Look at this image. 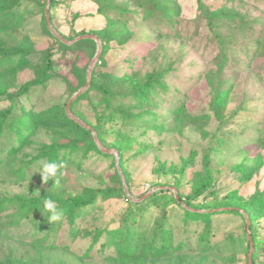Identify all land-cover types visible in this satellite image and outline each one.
Returning a JSON list of instances; mask_svg holds the SVG:
<instances>
[{"label":"rangeland","instance_id":"1","mask_svg":"<svg viewBox=\"0 0 264 264\" xmlns=\"http://www.w3.org/2000/svg\"><path fill=\"white\" fill-rule=\"evenodd\" d=\"M46 1L43 12L39 9L40 7L29 6L30 8L26 9V19L17 28L11 25L17 22L16 17L10 20L12 27L9 26L8 20L0 23V47L7 46L15 50L33 51L32 54L22 58V61L20 60L21 56H14L12 58L13 65L17 64V61L19 64L9 67L7 70L5 68L8 66V62L2 60L0 56V88L5 86L10 90L17 89L20 84L33 78L35 68L39 65L41 51L49 48V52L53 54L54 58L51 75L42 85L32 87L27 95H22L17 100L1 99L0 109L11 106L13 111L17 110L18 112L22 108L31 113H38L50 106H61L62 104L66 106L75 92L72 95L69 94V88L65 81L69 80L73 87L77 84L74 74L70 71L73 62L77 64V67H82L87 62V81L88 66L97 51L96 41L93 39L96 49L89 59L81 50L61 54L55 38L67 45L78 40L70 43L62 41L49 29L47 23L46 27L49 33L46 31L42 23V15L45 17ZM173 1L178 5L173 7V10L176 12V19L179 22L172 28L167 25L160 26V31L165 34V38L160 39V48L170 55L166 62H173V67L179 68L181 72L168 81L169 92L160 94L161 109L159 107L157 110H160L163 115L165 124L158 123L156 127H149L146 132L141 127L133 129V127L125 126L120 128L124 137L132 136L136 140L124 153V167L129 174L130 193L133 197L139 198L141 193L148 192L144 190L146 185L151 188L152 192L163 189L174 193L172 188L176 189L174 183L178 181L181 185L182 195L186 196L200 181L199 178L202 175L198 173L203 169L204 157L213 144L217 145L214 139L220 133L221 135L228 134V139H233L232 135L236 132L240 133L241 141L238 145L231 146L228 140H225L221 148L210 152L208 167H210L212 177L211 191H206L195 199H190L194 206L204 208L193 209L186 204L182 205L192 211L215 213L211 216L214 232L206 243L204 244L203 240L200 242L198 238L204 226V223L200 221L197 224L198 231H193L194 226L189 227L190 248L185 247L167 256H153L144 264H247L250 248L247 252V238L244 233V228L247 231L246 221L235 212H225L232 209L230 206L205 207L217 203L236 205V202L240 200H251L256 193H264V0H201L209 6L227 2L228 6L232 5V8H238L239 14H247L249 18L246 25L251 24L252 26V31L241 32L237 40L239 44L232 46L233 51H236L240 46L246 47L247 50L239 55L236 65L230 64V68L226 66L221 72L217 71L215 65L209 64L215 55L213 44H209L203 51L202 45L204 46L206 43L204 41L205 28L203 27L197 34L193 31V25H195L193 19L198 12V0ZM117 2H125L129 12L136 8L132 0H117ZM23 5L24 3L20 5V10L24 9ZM96 11L97 5L92 0H54L52 12H49L50 23L63 38L71 41L74 38L68 37L93 34L94 31L103 27L106 20L97 15ZM145 23L132 19L129 23L133 30L131 35H127V32H124L126 30H120V26L118 29L117 26H112L113 33L115 29L118 34L124 32L121 36L123 44H119L117 37L108 42L109 49L102 58L105 61L107 58L109 60L106 64L104 63L103 71L118 65L127 53L129 57L133 55L138 57L142 54L147 45L145 40H150L153 37L151 27ZM108 27L111 26L108 25ZM256 46L258 49L254 50ZM101 50L97 61L100 58ZM183 53L185 59L181 64H178V57ZM154 57H159L160 60L162 57L160 51H155ZM25 59L27 60L25 61ZM152 59V57H148L147 62L139 61L137 67L140 68L142 74L152 65L150 64ZM97 61L95 65L98 64ZM102 65L103 62L99 64V66ZM206 65L207 69L210 68V72L202 74L200 70L204 69ZM177 80L182 82L179 84ZM171 98L175 101H183L192 115L199 117L204 113L208 114L207 117H202L204 124L197 127L192 124L182 126L177 123L172 124L173 119L166 112ZM75 108H83L84 113L92 121L93 116L91 112H88L89 106L86 100ZM213 109L218 110V113H215ZM15 111L8 116L5 123L6 131L0 138V197L6 198L14 197L17 194L26 196L35 194L40 185H45L43 180H39L41 165L36 164L27 170L34 181H16L11 171L18 166V161L31 159L41 145L49 144L54 139L51 130L39 126L23 149L18 150L14 156L7 155V149L16 143L14 134L10 135L7 132L11 129V124L13 125L18 118ZM199 118H196L195 122ZM117 137H119L118 133ZM115 138L112 134H104V140L108 144ZM65 141H67L66 138L59 139L61 143H65ZM124 142L128 143L129 139ZM95 144L97 145L96 141ZM97 147L99 148L98 145ZM101 151L113 155V158L94 152L88 153L85 157L79 153L73 160L69 156L65 157L62 176L59 178L60 190L74 192L84 186L105 185L113 174L112 162H115V156L112 152ZM162 171L163 173H161ZM242 178L243 182H241ZM176 192L178 193L177 189ZM126 206V202L121 199L99 202L86 217L77 220L79 225L77 229L81 230V234H77L76 238L70 236L69 226L65 222H62L61 226L56 229L53 227L52 230L44 227L51 224L55 226V222H57L49 223L47 220L43 223L44 212L36 217H29V220L24 219L21 223L23 227L16 226L15 228L13 225L15 207L10 206L0 214V225L5 224V226L3 225L5 227H3L4 237L0 239V246L4 251L8 245H11L14 253L22 255L27 264H113L109 261L111 259L109 257L114 255L112 251H109L111 248L100 253L99 244L93 249L92 257H81L82 248H84L83 233L87 228L93 229V227H101L108 223L110 227L117 226L119 216ZM171 206L173 209L169 211L170 218L164 220L165 227L172 226L177 235L184 237L186 235L183 233L185 224L180 219L179 208L177 205L171 204ZM236 210L242 213L245 218L243 209L236 208ZM134 214L140 221L148 224L150 230L159 223L161 210L155 205L146 203L142 210L134 211ZM255 231L258 244L255 263L264 264V217L256 222ZM47 232L50 235H55V247L50 250H34L30 243L32 239L44 237ZM64 247L67 249H63ZM127 264H135V262L131 261Z\"/></svg>","mask_w":264,"mask_h":264},{"label":"trees","instance_id":"2","mask_svg":"<svg viewBox=\"0 0 264 264\" xmlns=\"http://www.w3.org/2000/svg\"><path fill=\"white\" fill-rule=\"evenodd\" d=\"M45 1L46 0H0V23L4 21L7 22L8 20L9 26L12 25L17 28V26L26 19V9H28L29 6L35 5L40 7L39 9L43 12ZM92 1L97 5L96 14L104 17L106 20L103 27L93 32V34H96L100 38L102 50L100 58L97 61L98 64L94 66L91 73L89 87L86 91L81 92L75 98L70 105V110L74 115L83 119L91 126L105 147H113L117 149L119 164L130 191L129 174L124 167V153L125 150L131 147L133 142H136V140L132 136L124 137V133L120 128L125 126L133 127V129L141 127L144 128V132H146L149 127H156L158 123L165 122L160 110H157V108L160 107V94L161 92H169L168 81H170L171 77L181 71L179 68L173 67V62H166V60L170 58V55L160 48V39L165 38V34H163L159 28L161 25H167L172 28L178 24L179 21L176 19V12L173 10V7H177L178 5L173 0H132L136 8H134L132 12H129L125 2L118 3L117 0ZM22 3H24V9L21 8L20 10L19 7ZM53 3L54 0H51L49 5L50 13L52 12ZM197 9V15L193 19L195 24L193 25V31L197 34L203 27L205 28L206 35L204 41H206V43H204V46L202 45L203 51L209 44H213V52L215 55L209 64L215 65L218 72H221L226 66L230 68V64L236 65L238 63L239 55L245 52L247 48L240 46L236 51H233L232 46L239 44L237 40L241 32L244 30L248 32L252 31L251 24L248 26L246 25L249 18L248 15L243 13L239 14V9L232 8V5L228 6L227 2L209 6L204 4L201 0H198ZM13 17L17 18V22L11 24L10 20H12ZM132 19H136L143 23L146 22L145 24L151 27L150 30L152 31L153 37L150 38V40H145L147 45L141 55L138 57L135 55L129 57V54L127 53L120 61L118 60V65L106 68V70L103 71L104 69L102 68L104 63L106 64L109 60V58H107L105 61L102 58L109 49L108 42L117 37L119 44L122 45L123 42L121 36L123 33L127 32V35L132 34L133 30H131V24H129ZM42 23L46 31L49 33L43 15ZM108 25L111 27H108ZM113 25L117 26V29L120 26V30L126 31L118 34L117 29H115L113 33L111 30L113 29ZM136 25L139 26L138 24ZM239 29H241V31H239ZM75 36L76 35H73L68 38L73 39ZM55 40L57 42V48L60 49L61 54L64 52L74 53L77 50H81L84 52L85 57L89 59L96 49L95 41L90 38L80 39L71 45L64 44L56 38ZM257 49L258 46H256L254 50ZM155 51H160L162 56L160 60L159 57H154ZM31 52L33 51H25L21 49L15 50L14 48L7 46L0 47L1 59L8 62V66L5 68L6 70L9 69V67L19 64V61H17L18 63L13 65L12 58L14 56H21L20 60L22 61V58L32 54ZM40 53L39 65L35 68L36 70L33 78L20 84L17 89L10 90L5 86L1 87L0 100H17L20 96L27 95L32 87L42 85L45 80L50 77L54 66L53 54L49 52V48ZM148 57L153 58L150 63L152 65L142 74L137 65L140 60L145 62ZM184 59L185 54H180L177 63L181 64ZM26 60L27 59H25V61ZM102 62L103 65L99 66ZM86 67L87 62L82 67H77V64L73 62L70 71L74 74L77 84L73 87L69 80L65 81L68 85L70 95L87 82ZM200 72L202 74H205L206 72L208 73L210 72V68L207 69L206 65V67L200 70ZM178 82L180 84L182 81ZM84 100L88 102V112L92 113V121H90L84 113L85 111L83 108H75ZM221 102L225 104L223 101ZM12 109L11 106L0 109V138L6 131L5 123L9 118L8 116L15 111ZM166 112L172 117V124L177 123L181 126L192 124L197 127L204 124L202 117L208 116L206 113L200 115V118L197 117L198 115H192L185 107L183 101H175L173 98L170 99ZM214 112L218 113V110H214ZM16 113L18 118L13 125L11 124L12 130L9 129L7 131L10 135L14 134V140H16V143L7 149V155L14 156L18 150L23 149L39 126L51 130V135L54 138L49 144L41 145L38 152L35 153L31 159L18 161V166L11 171L13 172L16 181H34L27 170L31 169L36 164L42 166L43 163H56L59 165L63 163L65 157L69 156L72 158L71 160H73L79 153L82 154L83 157L90 152H94L113 158V155L104 153L97 147L90 129L81 126L77 121L68 116L65 111V104H62L61 106H50L38 113H31L30 111L21 108L18 112L16 110L15 114ZM196 118L199 119L195 122ZM11 131L12 133H10ZM117 133L120 138L117 137ZM104 134H112L116 138L108 144L104 140ZM228 136V134L221 135L220 133L214 139V142L216 141L217 145L212 143L213 145L210 147L211 149L209 148L210 151L205 155L203 169L198 173L202 176L199 178V183L197 182L193 186L194 188L191 193L186 196L182 195L180 191L181 185H179L178 181L174 183V186L178 190L179 199L188 207L193 209L204 208L194 206L190 199H195L200 194L206 191H211L212 177L210 167H208L210 152L214 149L221 148L225 140H228L231 146H236L241 141L240 133L235 132L232 135L233 139H228ZM63 138H66L67 141H65V143L59 142V139ZM127 139H129V142H124ZM112 164L114 171L105 185L99 187L84 186L80 189L74 190V192H66L64 189L60 190V183L57 184L54 180L49 179L45 185H40V187H38V191L35 192V194L28 196L25 194H17L14 197L7 198L0 197V214L4 212L7 207L14 206L15 212L13 215V225L16 228V226L23 227V224L21 223L24 219L29 220V217H36L44 212L42 217L44 223L45 221L47 222L49 216L47 211H43L44 200L51 199L56 203L57 207L62 210L63 217L61 220L55 222L56 225L53 223L55 226L51 224L44 227L51 228L52 230L53 227L56 229L61 226L62 222H65L69 226L70 236L76 238L77 234H81V230L77 229L79 227L77 220L81 217H86L92 209L94 210L99 202L109 199H121L126 202L127 206L119 216V224L115 227H110V224L108 223L101 227H93V229L87 228L86 232L83 233L82 238V240H84V248H82L83 253L81 254V257H92V254H94L93 249L99 244L100 253H104L111 248L109 251H112L114 255L109 257L111 258L109 261L113 264H127L131 261H134L135 264H144L153 256H167L175 251L182 250L185 247L190 248L191 240L188 235L190 232L189 227L194 226L195 229H193V231H198L197 224L200 221L204 223L203 229L198 235L200 242L204 241L205 244L207 239L213 234L214 231L212 230L211 216L215 213L192 211L183 207L181 201L175 198L172 191L159 189L140 201L131 200L124 191L122 179L118 173L115 162H112ZM60 172H63L62 169H60ZM161 173H163V171ZM61 176L59 178H61ZM39 180H42L41 176L39 177ZM241 182H243V178L241 179ZM143 194L144 193H141L139 197L143 196ZM146 203L148 205H155V207L157 206L161 210L159 223L152 227L150 229L151 231L148 229L149 225L140 221L134 214V211L142 210V207ZM171 204L177 205L179 213H181L180 219L185 224L183 233H186V235L184 237L177 235L172 226L168 228L165 227L164 220L165 218H170L169 211L173 209ZM225 205L232 207L231 210L225 212H235L239 214L244 221L245 218L243 214L238 212L236 208H241L248 214L250 219V234L255 247L252 258L253 264H256L255 260L258 244L256 242L255 230L258 219L264 217V193H256L251 200L243 199L236 202V205H232V203H217L214 205L211 204L210 207L205 208ZM3 225L5 226V224L0 225V239H2L1 237H4ZM49 232H47L44 237L32 239V242L30 243L34 250H50L53 249L52 247H55V235H50ZM244 233L247 238L246 244L248 252L250 244L245 228ZM1 247L2 246H0V264H27L22 255H16L14 253V249L11 245H8L4 251ZM63 249L67 248L64 247Z\"/></svg>","mask_w":264,"mask_h":264},{"label":"water","instance_id":"3","mask_svg":"<svg viewBox=\"0 0 264 264\" xmlns=\"http://www.w3.org/2000/svg\"><path fill=\"white\" fill-rule=\"evenodd\" d=\"M50 1L51 0H47L46 1V6H45V20H46V23H47V25H48V27H49V29L53 32V33H55L56 34V36L58 37V38H60L62 41H64V42H66V43H70V42H72V41H76V40H79V39H84V38H91V39H94L95 41H96V43H97V51H96V54H95V56L92 58V60H91V62H90V65L88 66V70H87V82H86V84L84 85V86H82L81 88H79L72 96H71V98L68 100V102L66 103V106H65V110H66V113L72 118V119H74L75 121H77L78 123H80L82 126H85L86 128H88V129H90L91 130V133H92V135H93V137H94V140L96 141V143H97V145L99 146V148L101 149V150H103V151H106V152H112L113 154H114V156H115V164H116V167H117V170H118V173L120 174V177H121V179H122V183H123V188H124V191H125V193H126V195L131 199V200H134V201H140V200H142V199H144V198H146L147 196H149L151 193H152V191H150V192H147L146 194H144L143 196H141V197H139V198H135V197H133L132 195H131V193H130V191H129V189H128V187H127V184H126V181H125V178H124V174H123V172H122V169H121V166H120V164H119V161H118V152H117V150L116 149H114V148H105L102 144H101V142H100V140H99V138H98V136H97V134H96V132L89 126V125H87L84 121H82L80 118H78L77 116H75V115H73L72 114V112H71V110H70V105H71V102L81 93V92H83L85 89H87L88 88V86H89V84H90V81H91V72H92V69H93V67H94V65H95V63H96V61H97V58H98V56H99V52H100V49H101V42H100V39L96 36V35H94V34H89V33H87V34H83V35H80V36H77V37H75L73 40H71V41H69V40H67V39H65V38H63L53 27H52V25H51V23H50V15H49V5H50ZM173 189V191H174V196H175V198L177 199V200H179V201H181L180 199H179V195H178V193L176 192V189L175 188H172ZM181 204L182 205H185V203H183L182 201H181ZM243 213H244V215H245V221H246V227H247V233H248V239H249V244H250V249H249V253H248V259H247V264H253V258H252V256H253V251H254V243H253V239H252V236H251V234H250V229H249V227H250V219H249V216L244 212V211H242Z\"/></svg>","mask_w":264,"mask_h":264},{"label":"clouds","instance_id":"4","mask_svg":"<svg viewBox=\"0 0 264 264\" xmlns=\"http://www.w3.org/2000/svg\"><path fill=\"white\" fill-rule=\"evenodd\" d=\"M64 167V164H56V163H43L40 171L43 182L47 183L49 179L54 180L55 183L59 184V177L62 175L60 169ZM44 211L49 213L48 222L52 223L55 221H59L63 217V212L60 210L56 203L51 199L44 200Z\"/></svg>","mask_w":264,"mask_h":264},{"label":"built area","instance_id":"5","mask_svg":"<svg viewBox=\"0 0 264 264\" xmlns=\"http://www.w3.org/2000/svg\"><path fill=\"white\" fill-rule=\"evenodd\" d=\"M144 190L150 192L151 188H150L148 185H146V186L144 187Z\"/></svg>","mask_w":264,"mask_h":264}]
</instances>
